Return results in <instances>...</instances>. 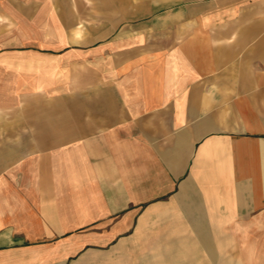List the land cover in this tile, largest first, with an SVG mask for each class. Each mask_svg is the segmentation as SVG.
Wrapping results in <instances>:
<instances>
[{
  "label": "crops",
  "instance_id": "crops-1",
  "mask_svg": "<svg viewBox=\"0 0 264 264\" xmlns=\"http://www.w3.org/2000/svg\"><path fill=\"white\" fill-rule=\"evenodd\" d=\"M0 264H264V0H0Z\"/></svg>",
  "mask_w": 264,
  "mask_h": 264
}]
</instances>
